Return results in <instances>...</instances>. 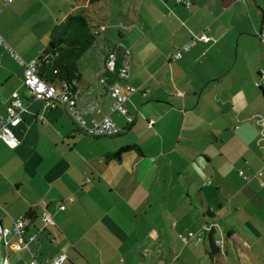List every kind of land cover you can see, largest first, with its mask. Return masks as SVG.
I'll return each mask as SVG.
<instances>
[{"label": "crops", "instance_id": "1", "mask_svg": "<svg viewBox=\"0 0 264 264\" xmlns=\"http://www.w3.org/2000/svg\"><path fill=\"white\" fill-rule=\"evenodd\" d=\"M188 1L121 0L117 22L100 14L106 28L81 58L77 105L88 125L113 119L122 130L114 138L91 137L63 104L30 97L23 65L0 48V116L14 99L24 107L12 128L19 145L0 141V220L11 228L32 212L35 235L18 253L1 244L0 264L61 254L64 264H264V174L256 177L264 167V0ZM82 5L0 1V34L23 61L38 60L54 27L90 6ZM203 32L209 42L174 58ZM115 43L130 48L128 76L117 82L124 94L125 85L136 88L128 116L112 110L100 82ZM133 144L140 152L113 159ZM46 212L57 227L43 224ZM207 225L216 242V227L227 237L225 257L211 261L208 238L185 245L179 237Z\"/></svg>", "mask_w": 264, "mask_h": 264}, {"label": "built area", "instance_id": "2", "mask_svg": "<svg viewBox=\"0 0 264 264\" xmlns=\"http://www.w3.org/2000/svg\"><path fill=\"white\" fill-rule=\"evenodd\" d=\"M5 6H9L14 2V0H0ZM81 1V0H76ZM179 4L184 6L189 5L188 0H177ZM127 27L126 23L120 22L118 25L119 30H124ZM106 26H101L100 31H104ZM257 35L264 43V21L261 25L260 30L257 32ZM209 42L210 38L203 32L198 35H194L191 40L182 46L174 55L175 59H179L182 56V52L188 51L192 46H194L197 42ZM6 48L12 57L17 60L24 67V83L29 93L30 97L35 100H44L48 103L54 104L55 102H59L63 104L70 115V117L74 120L79 130L91 137L101 138V137H114L119 135L122 130L118 126L116 122L110 117H105L99 122H93L91 125L87 124L82 112L78 109V89L71 88L68 84L61 82L60 90L54 86V84H50L45 79H43L38 70V62L37 60L31 62L23 61L20 56L6 43L2 35L0 34V48ZM119 56H121L119 62ZM130 48L123 43H115L110 47V50L107 54L106 62H105V75L101 78L100 82L103 83L108 90L109 96L113 100L112 110L118 111L120 114L124 116H128V110L126 107V102L128 100V94H131L136 91V88L131 87L129 85H125V89L128 94H124L122 92V88L115 82H111V78L114 77L117 81H123L127 78L130 64ZM261 78L264 79V73L261 74ZM256 87H260V82H255ZM1 88V84H0ZM24 107L19 99H14L11 101L10 105L6 109V114L0 116V141H3L10 148H16L19 145V141L14 136L12 132V128L16 127L20 122V115L23 112ZM152 126V123H149V127ZM261 126H263V121H261ZM260 141H264V129L260 132ZM264 174V167L262 170L256 173V177L262 176ZM239 175L244 178L245 181H249L250 177L247 176L243 171L239 172ZM260 185L264 187V180L260 181ZM61 211L66 209L64 204L59 206ZM42 219L45 223V226L55 228L57 227V223L54 220L53 216L49 213H44L42 215ZM33 227V220L28 214H25L15 220H13V224L11 228L0 229V245L3 244L6 249H11L14 252L18 253L22 249L28 247V243L35 239L34 234H30L29 229ZM211 227H204L201 231L195 233L190 232L188 235H180V239L186 245L190 241H202L206 235L209 233ZM16 238V241L13 239ZM218 246L222 247L223 242H217ZM67 260V256L65 254H61L54 258L47 259L45 264H64ZM3 264H10L8 259H5ZM32 264H39L35 258H33Z\"/></svg>", "mask_w": 264, "mask_h": 264}, {"label": "trees", "instance_id": "3", "mask_svg": "<svg viewBox=\"0 0 264 264\" xmlns=\"http://www.w3.org/2000/svg\"><path fill=\"white\" fill-rule=\"evenodd\" d=\"M82 1L90 5H96L103 0ZM102 23L101 19L98 20L91 15L89 7H84V9L69 15L64 22L55 26L48 45L37 60L40 76L50 84L64 82L68 84L69 87L75 88V82L78 81L80 77L79 64L81 58L97 42L101 35L100 27L103 25ZM120 59L121 56H119V62ZM111 82L117 83L120 81L112 77ZM131 150L140 152L137 145H126L119 149L112 157L113 159L119 160L122 153ZM205 213L206 216L209 217V211ZM27 214L34 220L32 212ZM207 227H210V225H207ZM213 233L214 228L211 227L210 232L206 233L204 237V239L208 238L209 241L211 261L216 256L221 255L220 247L213 238Z\"/></svg>", "mask_w": 264, "mask_h": 264}, {"label": "rangeland", "instance_id": "4", "mask_svg": "<svg viewBox=\"0 0 264 264\" xmlns=\"http://www.w3.org/2000/svg\"><path fill=\"white\" fill-rule=\"evenodd\" d=\"M120 1L121 0H113V3L109 4L108 6H106L107 4H106L105 1H102L100 4H96V5H94V4L90 5L89 4L90 5L89 8H90L91 15L99 20L100 19V14H102V15H106L107 14L114 22H117L118 21V12H119V8H120ZM72 2H73L74 5H76L78 7H82L83 6L82 3L84 1H82V0L81 1L70 0V3H72ZM110 5H113L114 8H115L114 15L112 14V10H111ZM109 28L110 29L108 30L107 33L112 32V35L116 37L117 33H116V30L113 28V26H109ZM42 222H43V224H45L43 220H42ZM216 230L218 232V238H221L220 241L223 242L222 247H221V252H222V256L224 255V257H225V246H224V244L227 241V237L226 236L221 237V229L219 227H216ZM140 258H141V261L143 263L146 262V259H144L143 257H140Z\"/></svg>", "mask_w": 264, "mask_h": 264}, {"label": "water", "instance_id": "5", "mask_svg": "<svg viewBox=\"0 0 264 264\" xmlns=\"http://www.w3.org/2000/svg\"><path fill=\"white\" fill-rule=\"evenodd\" d=\"M262 24H263V20H262ZM0 229H3V224L1 222V220H0ZM0 236H1V231H0Z\"/></svg>", "mask_w": 264, "mask_h": 264}]
</instances>
